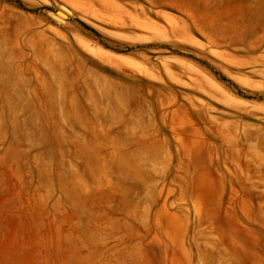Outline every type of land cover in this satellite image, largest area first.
<instances>
[{
	"label": "rangeland",
	"instance_id": "rangeland-1",
	"mask_svg": "<svg viewBox=\"0 0 264 264\" xmlns=\"http://www.w3.org/2000/svg\"><path fill=\"white\" fill-rule=\"evenodd\" d=\"M0 264H264V0H0Z\"/></svg>",
	"mask_w": 264,
	"mask_h": 264
},
{
	"label": "bare ground",
	"instance_id": "bare-ground-1",
	"mask_svg": "<svg viewBox=\"0 0 264 264\" xmlns=\"http://www.w3.org/2000/svg\"><path fill=\"white\" fill-rule=\"evenodd\" d=\"M55 14H56L57 16L61 17V18H65V16H64V15H62V14H59V12H58V11H57Z\"/></svg>",
	"mask_w": 264,
	"mask_h": 264
}]
</instances>
